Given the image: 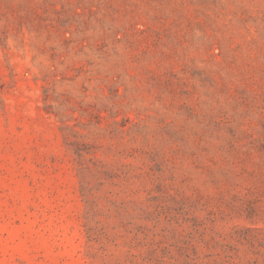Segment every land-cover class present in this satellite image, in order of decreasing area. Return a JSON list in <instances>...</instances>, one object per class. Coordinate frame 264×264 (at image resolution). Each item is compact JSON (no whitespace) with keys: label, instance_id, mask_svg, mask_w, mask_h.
Returning a JSON list of instances; mask_svg holds the SVG:
<instances>
[{"label":"rangeland","instance_id":"obj_1","mask_svg":"<svg viewBox=\"0 0 264 264\" xmlns=\"http://www.w3.org/2000/svg\"><path fill=\"white\" fill-rule=\"evenodd\" d=\"M0 264H264V0H0Z\"/></svg>","mask_w":264,"mask_h":264}]
</instances>
